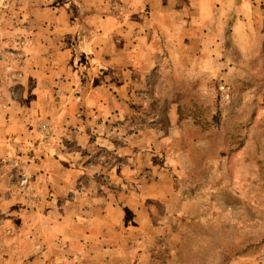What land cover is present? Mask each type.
I'll return each instance as SVG.
<instances>
[{
  "label": "rangeland",
  "instance_id": "1",
  "mask_svg": "<svg viewBox=\"0 0 264 264\" xmlns=\"http://www.w3.org/2000/svg\"><path fill=\"white\" fill-rule=\"evenodd\" d=\"M235 1L139 46L147 0H0V264H264V0Z\"/></svg>",
  "mask_w": 264,
  "mask_h": 264
},
{
  "label": "crops",
  "instance_id": "2",
  "mask_svg": "<svg viewBox=\"0 0 264 264\" xmlns=\"http://www.w3.org/2000/svg\"><path fill=\"white\" fill-rule=\"evenodd\" d=\"M137 1H141V0H137ZM150 1L151 6H150V13H136V14H140V17L143 18V20H140L139 22L136 23V27H134L135 33H137L135 35V37H133V34H129V38L132 37V43L137 42L138 45L140 46L141 44H147L150 40V35L149 32H147L149 30L150 26H153L152 23V18H154L156 15H167V13H187L186 8L188 7V4L190 2V0H147V2ZM191 1H200V2H213V0H191ZM233 1L235 0H231V3H233ZM222 3L224 2V0H217V3ZM226 2V1H225ZM237 2V1H235ZM153 4V5H152ZM214 13V12H213ZM94 14V13H92ZM102 16H105L106 14H102ZM124 16V15H122ZM161 18H165V17H161ZM163 23V22H162ZM161 24V22H160ZM90 30L95 31L96 30H102L104 31V26L101 27L99 25H90ZM108 32H112L110 30H107ZM128 33V31H127ZM119 34H121L119 32ZM122 35V34H121ZM122 38L124 39V37L122 36ZM128 38V39H129ZM128 39H124V40H128ZM126 47V46H124Z\"/></svg>",
  "mask_w": 264,
  "mask_h": 264
}]
</instances>
